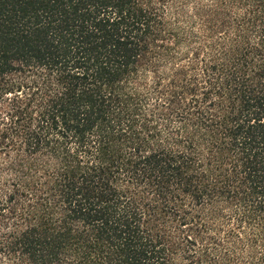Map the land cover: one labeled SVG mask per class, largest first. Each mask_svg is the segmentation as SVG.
I'll use <instances>...</instances> for the list:
<instances>
[{"label": "trees", "instance_id": "trees-1", "mask_svg": "<svg viewBox=\"0 0 264 264\" xmlns=\"http://www.w3.org/2000/svg\"><path fill=\"white\" fill-rule=\"evenodd\" d=\"M0 264H264V0H0Z\"/></svg>", "mask_w": 264, "mask_h": 264}]
</instances>
